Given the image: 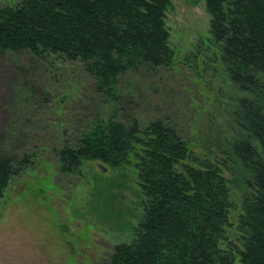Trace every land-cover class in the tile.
<instances>
[{"label": "trees", "instance_id": "obj_1", "mask_svg": "<svg viewBox=\"0 0 264 264\" xmlns=\"http://www.w3.org/2000/svg\"><path fill=\"white\" fill-rule=\"evenodd\" d=\"M204 1L208 47L238 94L228 134L218 128L216 149L201 155L164 119L118 118L122 82L173 63L165 21L170 0L0 5V55L27 50L81 66L112 103L78 130L74 146L56 151L61 171L100 162L118 173L130 168L137 178L139 211L126 225L132 238L113 247L107 264H264V0ZM30 162L28 154L0 152V203ZM232 187L241 209L230 239Z\"/></svg>", "mask_w": 264, "mask_h": 264}, {"label": "rangeland", "instance_id": "obj_2", "mask_svg": "<svg viewBox=\"0 0 264 264\" xmlns=\"http://www.w3.org/2000/svg\"><path fill=\"white\" fill-rule=\"evenodd\" d=\"M170 2L165 21L173 63L155 76L124 80L118 118L164 119L201 155L216 149L220 130L228 134L238 93L208 47L205 1ZM109 109L112 103L95 91L81 66L40 59L27 50L0 55V152L31 158L0 203V264H107L113 247L131 240L126 225L135 223L131 216L139 211L132 170L118 173L86 162L64 172L56 155L63 145L74 146L86 122ZM231 191L230 239L241 209L240 192Z\"/></svg>", "mask_w": 264, "mask_h": 264}]
</instances>
